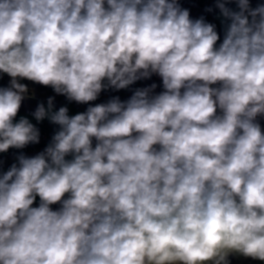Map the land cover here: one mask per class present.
I'll use <instances>...</instances> for the list:
<instances>
[{"label":"clouds","instance_id":"clouds-1","mask_svg":"<svg viewBox=\"0 0 264 264\" xmlns=\"http://www.w3.org/2000/svg\"><path fill=\"white\" fill-rule=\"evenodd\" d=\"M228 2L217 47L179 0H0V153L40 143L22 81L77 104L163 86L37 104L58 130L0 175V264L264 262V4Z\"/></svg>","mask_w":264,"mask_h":264},{"label":"built area","instance_id":"built-area-1","mask_svg":"<svg viewBox=\"0 0 264 264\" xmlns=\"http://www.w3.org/2000/svg\"><path fill=\"white\" fill-rule=\"evenodd\" d=\"M216 2V0H179V3L181 7L187 8L190 12V17L192 19H198L201 16H203L206 20V22L210 23V15L211 12H208L207 9L213 7V4ZM233 4H236L235 0H232ZM250 3H254L256 5H252V7H256L259 4H264V0H250ZM214 24V23H213ZM219 33V30H217ZM220 40L217 42V47L223 40V35L220 34ZM106 83V81H105ZM152 84H156L157 87L155 88L153 94H158L159 92L163 91L162 86V80L158 75L153 74L148 79H141L136 81L133 85L129 86L127 89H121L119 91L115 89H106L102 91L97 100L91 101L88 104H77L75 102H68L64 96L56 95L54 91L50 87H46L52 96L55 97V107L58 109L61 106H67L69 108V112L72 113V115H75L80 112H84L87 110L89 106H95L96 104L101 103H107L110 99L113 97L118 96L121 101H126L131 97V95L134 93V91L138 88H145L150 87ZM213 87H218V85H213ZM36 97L37 94H34ZM262 128H264V118H259ZM33 124H36V126L41 131V139L39 144H30L24 149H14L10 148L5 153H0V168L11 167L12 164L18 163L17 157L22 153L26 156H34L38 154L39 152L43 151L44 148L48 145V143L51 141V137L54 134L56 130H58V126L52 125L50 123L45 122H32ZM93 146H95V142L93 139Z\"/></svg>","mask_w":264,"mask_h":264},{"label":"trees","instance_id":"trees-1","mask_svg":"<svg viewBox=\"0 0 264 264\" xmlns=\"http://www.w3.org/2000/svg\"><path fill=\"white\" fill-rule=\"evenodd\" d=\"M215 4H216V2L213 4V7H212V11H211V15H210V17H211L210 23H213V19H214L213 15H214V12L216 10H218L215 7ZM250 5L252 6V5H256V4L250 3ZM226 6L229 7V8H231V9H233V10L238 11L237 4H233L232 0H230L229 3L226 4ZM2 76H3V79L5 80L4 86H6L7 85V83H6V81H7L6 75L5 74H2ZM22 82L28 84L30 91H32L34 94H37L38 93V97H41L44 101H47V98L49 96H52L51 93H50V91L46 87H44V86L33 84L30 81H22ZM94 142H95V140H94ZM9 168L10 167H6V166H4L3 168H0V175H2L4 172H6ZM38 204H39V198L37 197V199H36V201H35V203H34L33 206L34 207L35 206H38ZM51 207L53 208V210H56L57 208H59V205L58 204L57 205H52Z\"/></svg>","mask_w":264,"mask_h":264},{"label":"crops","instance_id":"crops-1","mask_svg":"<svg viewBox=\"0 0 264 264\" xmlns=\"http://www.w3.org/2000/svg\"><path fill=\"white\" fill-rule=\"evenodd\" d=\"M6 79V83H8L9 78L7 76ZM4 84L5 80L3 79L2 74H0V86H4ZM41 102H44L46 104V102L41 97H36L35 95L31 99L25 100L16 119L18 120L20 116H26L31 122H36L35 119L31 116V113L35 110L37 104ZM43 122L49 123L47 120H44ZM67 159H71V157H67ZM256 264H264V262H258Z\"/></svg>","mask_w":264,"mask_h":264},{"label":"rangeland","instance_id":"rangeland-1","mask_svg":"<svg viewBox=\"0 0 264 264\" xmlns=\"http://www.w3.org/2000/svg\"><path fill=\"white\" fill-rule=\"evenodd\" d=\"M213 17H214L213 23L216 25V28L219 30L218 34L219 35L222 34L224 36L226 24L228 22L221 16L219 9L214 12ZM69 115H72V113L69 112ZM233 259H234L233 264H256L258 262L260 263V261H254L251 258H244L242 256H233Z\"/></svg>","mask_w":264,"mask_h":264},{"label":"water","instance_id":"water-1","mask_svg":"<svg viewBox=\"0 0 264 264\" xmlns=\"http://www.w3.org/2000/svg\"><path fill=\"white\" fill-rule=\"evenodd\" d=\"M216 30H218V29L216 28ZM230 259H231V264H233V262H234L233 257H231Z\"/></svg>","mask_w":264,"mask_h":264}]
</instances>
